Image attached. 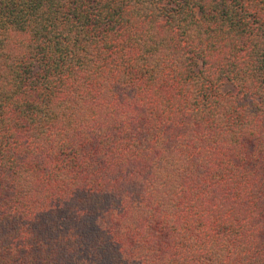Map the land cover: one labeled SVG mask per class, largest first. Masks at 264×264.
Wrapping results in <instances>:
<instances>
[{"label":"trees","instance_id":"trees-1","mask_svg":"<svg viewBox=\"0 0 264 264\" xmlns=\"http://www.w3.org/2000/svg\"><path fill=\"white\" fill-rule=\"evenodd\" d=\"M0 264H264V0H0Z\"/></svg>","mask_w":264,"mask_h":264},{"label":"rangeland","instance_id":"rangeland-1","mask_svg":"<svg viewBox=\"0 0 264 264\" xmlns=\"http://www.w3.org/2000/svg\"><path fill=\"white\" fill-rule=\"evenodd\" d=\"M229 89V86L225 87V90H228Z\"/></svg>","mask_w":264,"mask_h":264}]
</instances>
